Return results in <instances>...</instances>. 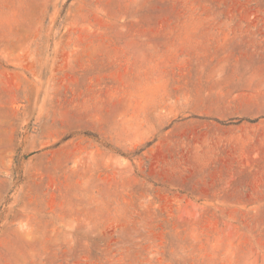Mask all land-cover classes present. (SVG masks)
<instances>
[{
  "label": "rangeland",
  "instance_id": "1",
  "mask_svg": "<svg viewBox=\"0 0 264 264\" xmlns=\"http://www.w3.org/2000/svg\"><path fill=\"white\" fill-rule=\"evenodd\" d=\"M0 264H264V0H0Z\"/></svg>",
  "mask_w": 264,
  "mask_h": 264
}]
</instances>
